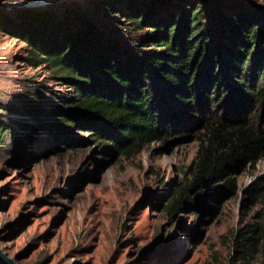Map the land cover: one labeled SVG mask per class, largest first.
<instances>
[{
  "label": "trees",
  "instance_id": "trees-1",
  "mask_svg": "<svg viewBox=\"0 0 264 264\" xmlns=\"http://www.w3.org/2000/svg\"><path fill=\"white\" fill-rule=\"evenodd\" d=\"M0 34L21 42L31 65L45 62L66 89L49 109L0 102V151L19 130L33 129L27 117L51 127L40 155L96 141L106 156L133 155L172 132L205 125L190 179L163 207L169 218L234 193V174L264 159L262 6L244 0L0 4ZM74 130L90 139L76 140ZM246 195L264 197V178Z\"/></svg>",
  "mask_w": 264,
  "mask_h": 264
},
{
  "label": "rangeland",
  "instance_id": "rangeland-1",
  "mask_svg": "<svg viewBox=\"0 0 264 264\" xmlns=\"http://www.w3.org/2000/svg\"><path fill=\"white\" fill-rule=\"evenodd\" d=\"M244 1L264 7V0ZM28 61L21 42L0 34V102L49 109L66 89L45 62ZM26 120L33 129L19 130L0 151V250L16 264H264V197L246 195L264 178V159L234 174V193L169 218L163 207L190 179L205 125L133 155L106 156L98 141L40 155L51 127ZM74 132L76 140L90 139Z\"/></svg>",
  "mask_w": 264,
  "mask_h": 264
},
{
  "label": "water",
  "instance_id": "water-1",
  "mask_svg": "<svg viewBox=\"0 0 264 264\" xmlns=\"http://www.w3.org/2000/svg\"><path fill=\"white\" fill-rule=\"evenodd\" d=\"M0 263L1 264H16L12 259L8 258L1 250H0Z\"/></svg>",
  "mask_w": 264,
  "mask_h": 264
}]
</instances>
